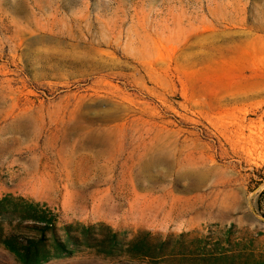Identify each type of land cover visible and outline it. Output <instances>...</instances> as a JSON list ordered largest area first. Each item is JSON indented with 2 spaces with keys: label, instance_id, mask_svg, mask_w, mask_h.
<instances>
[{
  "label": "rangeland",
  "instance_id": "1",
  "mask_svg": "<svg viewBox=\"0 0 264 264\" xmlns=\"http://www.w3.org/2000/svg\"><path fill=\"white\" fill-rule=\"evenodd\" d=\"M263 175L264 0H0V199L78 238L45 264H264Z\"/></svg>",
  "mask_w": 264,
  "mask_h": 264
},
{
  "label": "trees",
  "instance_id": "2",
  "mask_svg": "<svg viewBox=\"0 0 264 264\" xmlns=\"http://www.w3.org/2000/svg\"><path fill=\"white\" fill-rule=\"evenodd\" d=\"M263 171V169L261 170ZM264 183V175L259 177L256 185ZM9 197L0 199V246L13 256L17 264H45L52 259L68 257L76 252L78 238L71 234L72 225L64 227V239L57 237L55 232V217L46 210L39 209V204L22 198H10L20 203L16 224H12L4 202ZM257 209L264 219V188L257 197ZM88 231L91 226H78ZM5 228H18V231L9 232ZM143 235V234H142ZM141 237H135L127 246V256L135 260L152 259V245L150 241L143 242ZM116 238L113 237V241ZM105 252L112 255L117 249L116 242Z\"/></svg>",
  "mask_w": 264,
  "mask_h": 264
}]
</instances>
